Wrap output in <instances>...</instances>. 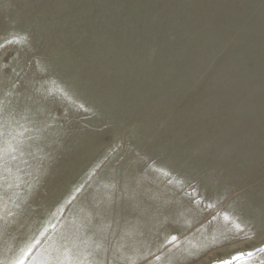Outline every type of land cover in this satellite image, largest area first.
<instances>
[{
  "label": "rangeland",
  "instance_id": "1",
  "mask_svg": "<svg viewBox=\"0 0 264 264\" xmlns=\"http://www.w3.org/2000/svg\"><path fill=\"white\" fill-rule=\"evenodd\" d=\"M0 264H264V0H0Z\"/></svg>",
  "mask_w": 264,
  "mask_h": 264
}]
</instances>
